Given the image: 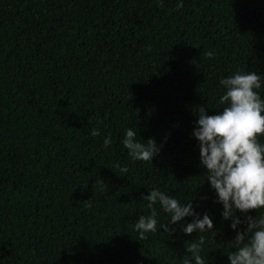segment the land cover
Here are the masks:
<instances>
[{"label":"trees","instance_id":"trees-1","mask_svg":"<svg viewBox=\"0 0 264 264\" xmlns=\"http://www.w3.org/2000/svg\"><path fill=\"white\" fill-rule=\"evenodd\" d=\"M176 3L0 0V264H179L191 217L164 232L157 203L158 230L133 231L153 186L210 217L200 255L228 264L236 231L192 131L237 69L261 75L264 99V0ZM125 128L154 140L151 161L127 156Z\"/></svg>","mask_w":264,"mask_h":264},{"label":"clouds","instance_id":"clouds-1","mask_svg":"<svg viewBox=\"0 0 264 264\" xmlns=\"http://www.w3.org/2000/svg\"><path fill=\"white\" fill-rule=\"evenodd\" d=\"M181 6L182 0H177L176 7ZM205 55L211 58L214 53L208 51ZM219 84L224 89L219 103L226 106L212 115L206 114L205 107H199L192 136L198 142L204 179L216 194L215 202L222 205V218L230 219L229 227L236 231L235 251L228 252V264H264V211L254 218L245 215L243 220L234 215L236 211L243 214L264 208V142L258 139L264 136V99L257 91L262 87V78L254 71L237 69L220 79ZM91 135L96 132L93 130ZM136 137L137 131L124 129L120 143L127 156L133 161H151L159 151L154 140L141 142ZM110 142L108 137L103 140L105 146ZM142 199L151 211L148 215H139L134 222L132 227L137 237L143 239L158 230L153 210V205L158 203L160 210L167 214V225L161 221L159 229L169 233L168 225L191 217L190 222L182 224L183 233L200 234L185 248L187 255L181 257L179 264H205L200 249L203 233L212 229L210 217L195 213L190 201L180 202L154 186ZM242 223L247 225L244 234L238 230Z\"/></svg>","mask_w":264,"mask_h":264}]
</instances>
